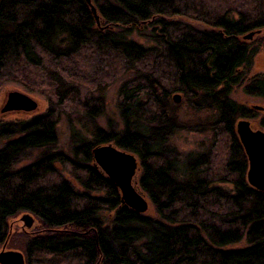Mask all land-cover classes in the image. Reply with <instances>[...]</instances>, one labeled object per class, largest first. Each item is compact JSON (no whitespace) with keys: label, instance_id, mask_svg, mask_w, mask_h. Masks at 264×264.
I'll use <instances>...</instances> for the list:
<instances>
[{"label":"trees","instance_id":"trees-1","mask_svg":"<svg viewBox=\"0 0 264 264\" xmlns=\"http://www.w3.org/2000/svg\"><path fill=\"white\" fill-rule=\"evenodd\" d=\"M91 3L99 26L85 0H0V88L48 90L45 112L0 123V246L8 219L29 213L37 231L11 236L27 264H264V192L248 186L234 133L252 116L231 99L240 88L264 100V73L250 75L264 37L243 40L264 31V0ZM115 85L121 128L104 129L97 120ZM174 93L206 115L200 151L171 145L198 126L180 120ZM61 121L71 156L56 149ZM106 144L135 156L155 216L123 207L92 165V149Z\"/></svg>","mask_w":264,"mask_h":264},{"label":"water","instance_id":"water-1","mask_svg":"<svg viewBox=\"0 0 264 264\" xmlns=\"http://www.w3.org/2000/svg\"><path fill=\"white\" fill-rule=\"evenodd\" d=\"M90 8L91 14L97 26L100 19L91 0H85ZM108 28V27H107ZM249 33L244 40H252L255 34ZM174 102L179 101V96L173 98ZM37 109V103L19 92H11L2 112H24L31 113ZM258 110H264L256 107ZM235 134L244 152L247 161L245 179L250 188L257 192H264V131L253 130L247 120H240L235 124ZM94 165L98 167L107 179L119 190L120 202L137 214H145L149 210V201L138 190L136 175L138 162L136 158L124 151L116 149L108 144L95 147L92 151ZM21 232L29 233L31 228L38 227L36 218L29 213H22L18 217ZM35 224V226H33ZM0 250V264H26L24 254L18 250H7L13 231H10Z\"/></svg>","mask_w":264,"mask_h":264},{"label":"rangeland","instance_id":"rangeland-1","mask_svg":"<svg viewBox=\"0 0 264 264\" xmlns=\"http://www.w3.org/2000/svg\"><path fill=\"white\" fill-rule=\"evenodd\" d=\"M256 37H259V38L264 37V31L260 32V34L256 35ZM133 39L136 42L141 43V44L145 42L142 38H137L136 36H133ZM250 73H251L250 75H256V74L264 73V50H260L259 54L255 58V63L253 65ZM117 86L118 85H115L109 89V91L106 95V101L104 104V108H105L104 114L102 116H100L97 120V123L99 124V126L104 128V129L107 128V125L109 122L111 124L115 123L119 126V128H121L120 127L121 122H120V118H119V111H117L118 109L116 108ZM11 92H19L21 94L26 95L30 99L34 100L37 103V109L31 113H24L21 111L20 112H18V111L17 112L16 111L2 112V109L4 108V105L7 101V96ZM47 92H48V90L46 87H35V86H26V85L21 86V85H18L15 83H10V82L7 84H4L0 88V123H17V122H21V121L27 119L28 117L35 115V114H41V113L45 112L48 108V102H47V96H46ZM176 95L179 96V101L177 103L174 102V100H173V98ZM231 99L236 104L246 107L251 112V116H252L251 119H239L238 121L247 120L250 123V126L253 130L264 131V129H262L260 126V121L264 117V110L256 109V107L264 109V100L263 99L243 94L240 88H235L233 90V92L231 94ZM171 102L175 106L180 107V110L178 112V116H179L180 120L185 122L186 125H188V123L191 124L192 126H193V124L198 125V126H195L196 130L198 132L197 131L188 132L186 130L180 131V133H178L173 138V140L171 141V145L173 147H175V149L182 154L202 150L203 148L201 147L202 146L201 144L204 141V139H206V136H208V134L205 131L201 132L200 123L205 120L206 115L204 113H197L194 116V113L185 104L186 98L184 96L178 94V93L173 94L171 96ZM237 122L235 124H237ZM56 130H57V132H56V134H57V144H56L57 151H60L67 156H71V143H70V139H69V131H68L66 124L61 121L58 124V126L56 127ZM76 130L78 131V134H80L81 130L80 129L78 130L77 128H76ZM234 133H235V128H234ZM81 134H82L81 136L83 138H85V134L82 132H81ZM235 136H236V134H235ZM41 154H42V152L41 153L35 152V153H31V154L27 155L25 158L20 160V162L16 166H14V169L17 170V169H20V168H23V167L30 165V163L35 161L36 158L40 157ZM214 158H217V157L214 155ZM216 160L218 161V158ZM62 175L64 178L69 179L67 172L64 171V173ZM137 177H138V174L136 175V179H137ZM136 182H137V180H136ZM148 204H149V210L147 211V213H145V215L149 214L150 216H155L150 203H148ZM19 216L20 215H16V216H14L8 220V223H7V225H8V228H7L8 232L7 233L8 234L11 233L10 231L14 232V233H12V235H15L18 232L21 233V231H20L21 229L19 228V222H18ZM37 223L38 222H36L35 224H37ZM35 224H33V226H35ZM34 230H35V227L31 228V230L29 231L28 234H32V233L37 231V230L36 231H34ZM12 237H10L11 241L9 240V244L6 245L7 250H17V249L12 248V246H11ZM243 245L244 244L241 243L240 245H237V247H239V246L243 247ZM2 246H0V250H1ZM24 257H25V263L27 264V259H26L25 254H24Z\"/></svg>","mask_w":264,"mask_h":264},{"label":"bare ground","instance_id":"bare-ground-1","mask_svg":"<svg viewBox=\"0 0 264 264\" xmlns=\"http://www.w3.org/2000/svg\"><path fill=\"white\" fill-rule=\"evenodd\" d=\"M248 35V34H247ZM246 36V35H245ZM244 36V37H245ZM244 37H243V40H244ZM246 41V40H245ZM174 94H177V93H174ZM106 145H108V144H106ZM110 145H112V146H114L113 144H110ZM98 146H103V145H98ZM98 146H96V147H98ZM115 147V146H114ZM116 149H118L117 147H115ZM94 149V148H93ZM93 149H92V151H93ZM118 150H120V149H118ZM121 151H123V150H121ZM124 152H126V151H124ZM127 153H129V152H127ZM129 154H131V153H129ZM131 155H133V154H131ZM134 156V155H133ZM135 157V156H134ZM91 161H92V165H94V161H93V157H92V152H91ZM74 163H80V165H82V166H80V167H82L83 169H84V166H85V162L83 161V159L82 158H80V159H75L74 160ZM94 167L95 168H97V169H99L98 167H96L95 165H94ZM100 170V169H99ZM101 171V170H100ZM102 173V172H101ZM103 174V173H102ZM104 175V174H103ZM144 198L146 199V200H148L145 196H144ZM147 213V212H146ZM22 214V213H21ZM18 215H20V214H18ZM140 215H143V214H140ZM9 220V219H8ZM39 228V226L38 227H36L35 228V230L34 231H36L37 229ZM21 252H23V251H21ZM24 254V253H23Z\"/></svg>","mask_w":264,"mask_h":264}]
</instances>
